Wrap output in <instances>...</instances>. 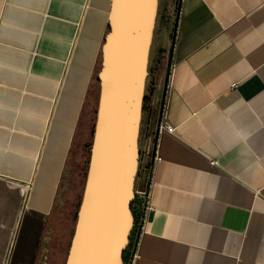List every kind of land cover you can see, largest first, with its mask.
I'll return each instance as SVG.
<instances>
[{
	"label": "crops",
	"instance_id": "crops-1",
	"mask_svg": "<svg viewBox=\"0 0 264 264\" xmlns=\"http://www.w3.org/2000/svg\"><path fill=\"white\" fill-rule=\"evenodd\" d=\"M159 4L135 186L145 205L125 264H264V0ZM110 6L6 0L0 264H49L48 221Z\"/></svg>",
	"mask_w": 264,
	"mask_h": 264
},
{
	"label": "water",
	"instance_id": "water-1",
	"mask_svg": "<svg viewBox=\"0 0 264 264\" xmlns=\"http://www.w3.org/2000/svg\"><path fill=\"white\" fill-rule=\"evenodd\" d=\"M110 5L90 165L66 264H125L135 228L140 129L160 4L110 0Z\"/></svg>",
	"mask_w": 264,
	"mask_h": 264
},
{
	"label": "rangeland",
	"instance_id": "rangeland-1",
	"mask_svg": "<svg viewBox=\"0 0 264 264\" xmlns=\"http://www.w3.org/2000/svg\"><path fill=\"white\" fill-rule=\"evenodd\" d=\"M6 0H0V20H2V11ZM159 15V10H158ZM157 15V21H158ZM1 25V24H0ZM157 24L155 28V32L157 31ZM109 27L107 25L105 34L108 32ZM154 32V34H155ZM104 43V41H103ZM151 58L149 67L151 68V60L154 58V51L151 49ZM99 57L97 63L95 65V70L91 80V87L89 93L86 97V103L81 113V118L79 120L78 126L75 131V138L72 143L71 151L69 153V158L66 162V171L64 175L67 176L66 182L63 181L60 186V192L64 189V183H66V190L63 191L62 196H57V202L59 205L52 210V214L49 217L48 225L49 228H53L57 234H52L53 241L50 242V259L49 264H64L65 256L67 257L69 248L71 246V240L75 232V225L78 217V209L82 202L83 191L86 185V177L89 170V160L91 155V146L94 138V129L95 123L97 120V110L99 105V95H100V85L98 81V73L100 71L101 61H102V53L101 50L99 52ZM151 74V73H150ZM148 76L147 79V88L145 93V102L143 107V118L146 116L145 114L148 111L150 104V93L152 89V76L153 73ZM167 89V85H165V90ZM163 112V103L160 109L157 111L156 115L162 118ZM142 125V123H141ZM63 180V179H62ZM140 189L138 186L135 189L136 199L132 205V211L134 213L135 219L138 217L139 209L145 205V200L143 199V194H140ZM131 239V238H130ZM65 244V252L60 251L61 243ZM126 251L124 253V258L126 255ZM126 260V258H125Z\"/></svg>",
	"mask_w": 264,
	"mask_h": 264
},
{
	"label": "built area",
	"instance_id": "built-area-1",
	"mask_svg": "<svg viewBox=\"0 0 264 264\" xmlns=\"http://www.w3.org/2000/svg\"><path fill=\"white\" fill-rule=\"evenodd\" d=\"M161 128H163V129H165V130H167L169 132L173 131L172 130L173 128L165 125L164 122L161 124ZM156 158H157V160H159V157H156Z\"/></svg>",
	"mask_w": 264,
	"mask_h": 264
},
{
	"label": "flooded vegetation",
	"instance_id": "flooded-vegetation-1",
	"mask_svg": "<svg viewBox=\"0 0 264 264\" xmlns=\"http://www.w3.org/2000/svg\"><path fill=\"white\" fill-rule=\"evenodd\" d=\"M63 179H64V181L66 182V176H64ZM66 188H67V187H66V183H64V190H66Z\"/></svg>",
	"mask_w": 264,
	"mask_h": 264
},
{
	"label": "trees",
	"instance_id": "trees-1",
	"mask_svg": "<svg viewBox=\"0 0 264 264\" xmlns=\"http://www.w3.org/2000/svg\"><path fill=\"white\" fill-rule=\"evenodd\" d=\"M130 247V246H129ZM129 247L127 248V250L129 249ZM127 250H126V252H127Z\"/></svg>",
	"mask_w": 264,
	"mask_h": 264
}]
</instances>
